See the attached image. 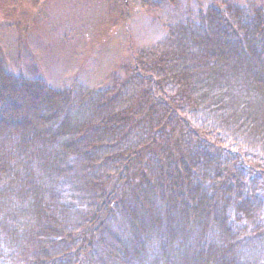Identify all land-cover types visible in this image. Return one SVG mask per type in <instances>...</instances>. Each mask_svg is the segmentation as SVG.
<instances>
[{
  "label": "trees",
  "instance_id": "16d2710c",
  "mask_svg": "<svg viewBox=\"0 0 264 264\" xmlns=\"http://www.w3.org/2000/svg\"><path fill=\"white\" fill-rule=\"evenodd\" d=\"M102 89L0 60V264H264V10L167 26Z\"/></svg>",
  "mask_w": 264,
  "mask_h": 264
},
{
  "label": "rangeland",
  "instance_id": "374dc122",
  "mask_svg": "<svg viewBox=\"0 0 264 264\" xmlns=\"http://www.w3.org/2000/svg\"><path fill=\"white\" fill-rule=\"evenodd\" d=\"M223 2L264 10V0H0V60L51 87L102 89L169 24Z\"/></svg>",
  "mask_w": 264,
  "mask_h": 264
}]
</instances>
